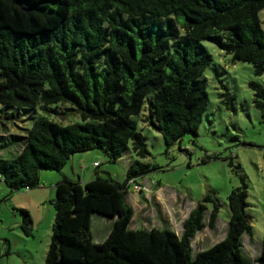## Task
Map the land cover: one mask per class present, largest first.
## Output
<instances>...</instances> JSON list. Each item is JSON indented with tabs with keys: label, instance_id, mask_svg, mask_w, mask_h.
Masks as SVG:
<instances>
[{
	"label": "trees",
	"instance_id": "16d2710c",
	"mask_svg": "<svg viewBox=\"0 0 264 264\" xmlns=\"http://www.w3.org/2000/svg\"><path fill=\"white\" fill-rule=\"evenodd\" d=\"M263 10L264 0H0V113L7 120L0 117V137L13 151L0 158V180L12 193L34 190L42 171L61 173L75 155L94 150L113 162L128 151L138 159L125 184L98 175L57 185L46 264H264V243L256 262L244 251L243 238L253 231L245 183L229 196L226 238L196 254V236L216 228V195L207 198L214 202L209 224L200 204L181 235L131 230L135 211L128 203L131 183L160 169L140 161L150 152L137 118L147 110L149 126L169 148L197 136L213 63L203 43L264 76ZM253 88L264 117V90ZM222 97L232 108L235 99ZM38 108L55 119L41 117L22 128L25 135L11 136L21 111ZM76 116L81 123H65ZM22 213L29 234L33 222ZM94 215L114 222L103 244L95 242Z\"/></svg>",
	"mask_w": 264,
	"mask_h": 264
},
{
	"label": "rangeland",
	"instance_id": "374dc122",
	"mask_svg": "<svg viewBox=\"0 0 264 264\" xmlns=\"http://www.w3.org/2000/svg\"><path fill=\"white\" fill-rule=\"evenodd\" d=\"M259 16L264 30V10ZM203 45L213 57V63L205 74L209 104L197 136L189 134L181 143L169 148L164 137L149 126L147 110L143 119L137 118L140 133L146 137L150 152L149 158L140 161L160 168L140 179L138 185L148 184L143 180L153 184L160 190L158 200L167 203L168 210L165 214L157 204V196H154L152 208L142 211V206L148 205L147 200L144 195L140 202L134 199L131 183L128 201L136 215L130 229H168L181 235L184 222L200 204L208 208L206 223L209 224L214 202H207V198L216 195L221 205L216 228L206 227L192 243L195 254L207 250L226 238L231 220L229 196L245 183L248 187L247 213L251 217L253 231L243 238L244 251L256 262L264 243V117L256 106L253 85L264 90V76H257L252 64L235 61L233 56L216 45L209 42ZM226 92L235 99L232 108L222 97ZM150 99L153 100L154 96ZM25 113L21 111L20 128L13 127L11 136L25 135L23 127L31 129L35 120L48 116L40 108L29 110L27 115ZM0 117L6 124L7 120L1 113ZM81 122V118L76 116L65 123ZM7 139L0 137V158H12L13 151L6 148ZM72 160L78 169L73 161L61 173L44 170L41 185L34 190L12 193L0 180V264H46L57 215L54 205L57 183L54 185V178L62 182L66 174L71 180L78 181L83 173V179L88 176V180H95L100 175L125 184L129 170L138 159L128 151L113 162L103 151L94 150L77 154ZM93 162H98L100 168L96 169ZM42 175L54 178L47 177L44 181ZM23 211L30 214L33 222L29 234L24 228ZM113 226L111 219L94 215L92 230L95 242L103 244Z\"/></svg>",
	"mask_w": 264,
	"mask_h": 264
},
{
	"label": "crops",
	"instance_id": "0c3cea01",
	"mask_svg": "<svg viewBox=\"0 0 264 264\" xmlns=\"http://www.w3.org/2000/svg\"><path fill=\"white\" fill-rule=\"evenodd\" d=\"M89 156V155H88ZM90 158H93V156L92 157H90ZM74 160H72L71 159V161L70 162H73ZM83 161V158L80 160V162H78V164H80L81 162ZM69 162V163H70ZM68 163V164H69ZM94 164V167L96 168V169H99L100 168V166H95L96 164H98V162H93ZM68 166V165H67ZM66 166V167H67ZM74 166L77 168V165H76V162L74 161ZM78 169V168H77ZM81 175H82V178H81V176L79 177V180L78 181H80V182H82V183H88V182H91V181H93V180H88V179H90L88 176L86 177V176H84V179H83V173H81ZM45 176V177H44ZM47 177H51V178H54L53 176H50V175H42V178H43V180L44 181H46V178ZM65 178H68L67 176H66V174H65ZM69 179H71V178H69ZM144 182H146V183H148V186H149V188L151 189V192L150 193H137V192H135L134 190H133V197H134V199H136V201L137 202H140V200H142V196L144 195L145 196V198H146V200H147V203H148V205H144V206H142V211H147V210H149V209H151L152 208V205H153V202H152V199L154 198V196L156 197L157 196V200L159 199V197H158V193H159V189H157L156 187H154L153 186V184H150V182H148V181H146V180H143ZM45 183H47V182H45ZM53 183H54V185H55V183H57L56 184V186L55 187H57V185L59 184V183H61V181H60V179L59 178H54V180H53ZM133 187H134V185H133ZM134 189V188H133ZM146 194H148V195H146ZM151 194V195H150ZM157 202V201H156ZM128 203L130 204V202L128 201ZM157 204H159L161 207H162V210H163V212L166 214V212H167V210H168V205L166 206V204L167 203H164L163 201H161V200H158V202H157ZM133 208V207H132ZM134 209V208H133ZM141 212V211H140ZM135 215H136V212H135ZM110 232H111V230H110ZM110 232H109V234H110ZM178 234V233H177ZM109 236V235H108ZM107 239V238H106Z\"/></svg>",
	"mask_w": 264,
	"mask_h": 264
},
{
	"label": "built area",
	"instance_id": "2783aa9c",
	"mask_svg": "<svg viewBox=\"0 0 264 264\" xmlns=\"http://www.w3.org/2000/svg\"><path fill=\"white\" fill-rule=\"evenodd\" d=\"M95 166H98V164H96ZM134 185V191L137 193H150L151 189L149 188L148 184H145V186L143 185H138V183L133 182L132 183Z\"/></svg>",
	"mask_w": 264,
	"mask_h": 264
}]
</instances>
